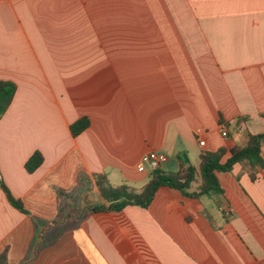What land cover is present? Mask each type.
<instances>
[{
	"label": "crops",
	"instance_id": "0c3cea01",
	"mask_svg": "<svg viewBox=\"0 0 264 264\" xmlns=\"http://www.w3.org/2000/svg\"><path fill=\"white\" fill-rule=\"evenodd\" d=\"M0 80L16 85L0 179L26 211L0 188L6 264L264 262V167L216 173L222 195L162 188L147 208L90 212L106 205L97 175L139 192L150 152L175 173L264 132V0H0Z\"/></svg>",
	"mask_w": 264,
	"mask_h": 264
},
{
	"label": "trees",
	"instance_id": "16d2710c",
	"mask_svg": "<svg viewBox=\"0 0 264 264\" xmlns=\"http://www.w3.org/2000/svg\"><path fill=\"white\" fill-rule=\"evenodd\" d=\"M16 85L9 81L0 80V118L4 115L13 99ZM88 127V120L82 118L70 126L73 137L79 135ZM264 142V132L248 135L244 147L233 146L229 151L219 149L216 152H204L199 156L198 167L192 166L187 158H179V169L175 173L165 172L160 168L152 170L147 183L138 192L126 185L112 187L105 176L95 177L96 187L106 205L90 209L91 213L102 211L119 212L127 206L147 208L158 189L169 188L179 191L188 198L199 199L202 196L222 195L216 173L230 172L234 165L242 164L249 170V177L255 180V172L264 167L261 156V145ZM228 158L222 163V158ZM42 163V156L35 152L26 161L24 168L28 173L34 172ZM197 183L195 191H190L192 184ZM0 188L4 191L8 202L17 210L26 213L20 201L15 200L0 179ZM0 264L5 263V257L0 256Z\"/></svg>",
	"mask_w": 264,
	"mask_h": 264
},
{
	"label": "built area",
	"instance_id": "2783aa9c",
	"mask_svg": "<svg viewBox=\"0 0 264 264\" xmlns=\"http://www.w3.org/2000/svg\"><path fill=\"white\" fill-rule=\"evenodd\" d=\"M220 135L223 138L228 137V132L226 128L221 125L219 128ZM200 145H203V142L199 143ZM167 161L166 157L164 155L150 152L148 153L142 160V162L137 166V171L140 173L145 172L146 168H149L151 171L160 168L165 162ZM264 264V262H262Z\"/></svg>",
	"mask_w": 264,
	"mask_h": 264
}]
</instances>
